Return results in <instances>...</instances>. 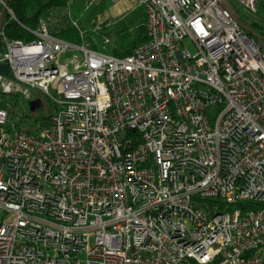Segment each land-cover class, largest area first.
<instances>
[{
  "label": "built area",
  "instance_id": "built-area-1",
  "mask_svg": "<svg viewBox=\"0 0 264 264\" xmlns=\"http://www.w3.org/2000/svg\"><path fill=\"white\" fill-rule=\"evenodd\" d=\"M8 1L0 264H264V43L243 19L259 0H136L149 41L125 57L59 38L69 9L11 39ZM34 89L50 123L11 124L3 99Z\"/></svg>",
  "mask_w": 264,
  "mask_h": 264
},
{
  "label": "rangeland",
  "instance_id": "rangeland-1",
  "mask_svg": "<svg viewBox=\"0 0 264 264\" xmlns=\"http://www.w3.org/2000/svg\"><path fill=\"white\" fill-rule=\"evenodd\" d=\"M68 9L71 21L73 22L72 25L76 23L77 28L85 33L88 43L93 46L99 43L100 48L103 49V38L106 37L111 40V44L107 48V52L110 54H113L114 47L116 46L117 34L114 29L115 25L120 24L134 30L144 20V14L137 7L136 0H72ZM243 19L264 26V0L258 1V11L255 15L248 16L247 18L243 17ZM248 28L251 29V33L257 39H260L264 43V34L250 26ZM185 47L192 54L196 53V47L192 42L185 41ZM80 56V53H66L59 58L58 65L61 68L71 70L76 62V58ZM14 96L19 98V105H21L18 109L19 115L17 119L20 120L23 115L26 117V121L21 126L25 129L35 130L40 122L39 119L43 116L52 115L55 111V105L52 100L38 89L31 90L30 97L24 95V93H13L6 96V98ZM34 100L39 101V106L36 109L41 107L37 112L31 111V103Z\"/></svg>",
  "mask_w": 264,
  "mask_h": 264
},
{
  "label": "trees",
  "instance_id": "trees-1",
  "mask_svg": "<svg viewBox=\"0 0 264 264\" xmlns=\"http://www.w3.org/2000/svg\"><path fill=\"white\" fill-rule=\"evenodd\" d=\"M71 1L72 0H9L8 6L13 11L15 19L10 20L5 26L6 35L11 39H21L26 42L32 41L35 38L32 31L37 29L40 18L47 16L50 13L54 14L57 11H66ZM245 21L248 26L264 34V26L253 21ZM57 23L58 29H56V31L59 38L75 44H81L83 42L80 35V29L71 24L68 16L61 17L60 21ZM114 29L117 34L116 46L113 50V55L115 56L125 57L149 41L145 21L137 25L134 30L120 24L115 25ZM18 99L19 98L16 96L4 98L3 106L9 111V122L15 124L17 127H21L24 124V121H26V117L23 115L20 120L17 119V116L19 115L18 109L21 106L19 105L20 103ZM40 109L41 107L34 112H37ZM51 117L52 115L43 116L39 119V123L49 124ZM208 203L212 205L214 201H208Z\"/></svg>",
  "mask_w": 264,
  "mask_h": 264
},
{
  "label": "water",
  "instance_id": "water-1",
  "mask_svg": "<svg viewBox=\"0 0 264 264\" xmlns=\"http://www.w3.org/2000/svg\"><path fill=\"white\" fill-rule=\"evenodd\" d=\"M0 74L10 76L9 68H8L7 65H5L3 63H0ZM38 106H39V101L38 100L32 101V103H31V111H35Z\"/></svg>",
  "mask_w": 264,
  "mask_h": 264
},
{
  "label": "crops",
  "instance_id": "crops-1",
  "mask_svg": "<svg viewBox=\"0 0 264 264\" xmlns=\"http://www.w3.org/2000/svg\"><path fill=\"white\" fill-rule=\"evenodd\" d=\"M143 12V11H142ZM144 14V13H143ZM70 20H71V18H70ZM145 21V16H144V20L142 21V22H144ZM53 31H54V33L58 36V34L56 33V31L53 29Z\"/></svg>",
  "mask_w": 264,
  "mask_h": 264
},
{
  "label": "flooded vegetation",
  "instance_id": "flooded-vegetation-1",
  "mask_svg": "<svg viewBox=\"0 0 264 264\" xmlns=\"http://www.w3.org/2000/svg\"><path fill=\"white\" fill-rule=\"evenodd\" d=\"M36 110H37V109H36ZM36 110H35V111H36Z\"/></svg>",
  "mask_w": 264,
  "mask_h": 264
}]
</instances>
